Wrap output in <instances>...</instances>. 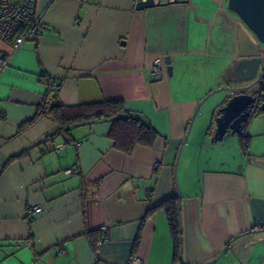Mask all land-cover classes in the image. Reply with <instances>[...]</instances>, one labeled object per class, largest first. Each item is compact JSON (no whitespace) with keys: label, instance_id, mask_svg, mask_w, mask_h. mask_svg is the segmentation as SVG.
I'll return each mask as SVG.
<instances>
[{"label":"crops","instance_id":"obj_1","mask_svg":"<svg viewBox=\"0 0 264 264\" xmlns=\"http://www.w3.org/2000/svg\"><path fill=\"white\" fill-rule=\"evenodd\" d=\"M140 1L36 0L48 31L0 74V264H264V110L240 135L213 142L218 110L232 96L217 92L189 129L207 94L237 86V36L246 28L228 0H154L136 10ZM11 43L0 44L7 55ZM156 58L164 59L159 79L148 75ZM51 79L60 81L55 93ZM255 93L264 103V79ZM111 101L150 124L151 147L125 155L110 121L61 128L39 113ZM187 132L176 171V261L159 206L175 191ZM36 205L42 212L27 214ZM101 226L110 237L99 246Z\"/></svg>","mask_w":264,"mask_h":264},{"label":"water","instance_id":"obj_2","mask_svg":"<svg viewBox=\"0 0 264 264\" xmlns=\"http://www.w3.org/2000/svg\"><path fill=\"white\" fill-rule=\"evenodd\" d=\"M154 5V0H143L136 4V10H143ZM228 9L238 17L248 32H240L237 36L239 54L244 58L233 75L239 82L235 87L213 90L207 94L197 105L189 123L190 129L197 111L213 94L217 92L232 94L219 108L218 116L214 120L215 130L212 137L213 142L222 141L233 135H240L253 111L257 108L264 110V103L258 100L259 97L255 93L256 85L264 79V57H262V49H264V0H228ZM165 64L167 65L169 75H171L172 67L168 58L165 59ZM258 71H261L260 76H258ZM188 132L177 152L173 168L176 196H179L176 171L182 146L187 139ZM179 213L180 207L177 209L178 223L180 225ZM221 254L222 252L219 256ZM215 260L212 262H215ZM181 263L184 264L182 260Z\"/></svg>","mask_w":264,"mask_h":264},{"label":"trees","instance_id":"obj_3","mask_svg":"<svg viewBox=\"0 0 264 264\" xmlns=\"http://www.w3.org/2000/svg\"><path fill=\"white\" fill-rule=\"evenodd\" d=\"M39 113L40 115H50L61 128L94 121H110L112 122V128L109 137L115 148L125 155H129L137 145L151 147L157 138L156 132L148 122L138 115L126 111L123 103L119 101L82 105L76 108H65L54 103L46 112L40 111ZM32 122L33 120L24 123L20 130L26 128ZM180 202V196H176L174 191L171 197L159 206L168 220L174 242V259L176 261L181 259L182 254L177 215Z\"/></svg>","mask_w":264,"mask_h":264},{"label":"built area","instance_id":"obj_4","mask_svg":"<svg viewBox=\"0 0 264 264\" xmlns=\"http://www.w3.org/2000/svg\"><path fill=\"white\" fill-rule=\"evenodd\" d=\"M81 3L88 0H79ZM48 31V27L43 21L42 15L36 8V0H0V44L11 40L10 51L7 55L0 46V74L8 65L10 58L26 42H36ZM164 66L163 58H156L150 67L148 75L153 79H159ZM60 88V81L51 79L48 82V91L57 92ZM47 110L46 108L44 109ZM63 146H60V150ZM58 149V150H59ZM74 170H67L70 174ZM27 214L41 213L42 208L38 205L29 206ZM100 239L98 245L101 246L109 240L110 234L105 226L99 228ZM58 253H64L62 247L58 248ZM127 264H142L138 257L129 258Z\"/></svg>","mask_w":264,"mask_h":264},{"label":"flooded vegetation","instance_id":"obj_5","mask_svg":"<svg viewBox=\"0 0 264 264\" xmlns=\"http://www.w3.org/2000/svg\"><path fill=\"white\" fill-rule=\"evenodd\" d=\"M260 75H261V73H260ZM260 75L258 74V76H260ZM258 76H257V77H258ZM257 77H256V78H257ZM260 82H261V81H260ZM260 82H259V83H260ZM259 83H258V84H259ZM258 84H257V85H258ZM257 85H256V86H257ZM255 88H256V87H255ZM258 100H259V99H258Z\"/></svg>","mask_w":264,"mask_h":264},{"label":"rangeland","instance_id":"obj_6","mask_svg":"<svg viewBox=\"0 0 264 264\" xmlns=\"http://www.w3.org/2000/svg\"><path fill=\"white\" fill-rule=\"evenodd\" d=\"M262 50H264V49H262ZM260 73H261V72H260V71H258V74H259V75H260Z\"/></svg>","mask_w":264,"mask_h":264}]
</instances>
